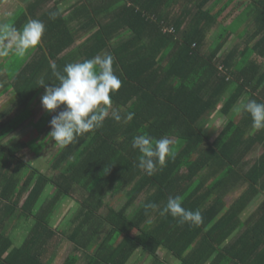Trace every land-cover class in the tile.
Returning a JSON list of instances; mask_svg holds the SVG:
<instances>
[{
    "label": "trees",
    "instance_id": "16d2710c",
    "mask_svg": "<svg viewBox=\"0 0 264 264\" xmlns=\"http://www.w3.org/2000/svg\"><path fill=\"white\" fill-rule=\"evenodd\" d=\"M246 1L228 25L223 21L240 6L239 0H68L66 6L60 0H30L12 13L10 21L16 29L38 19L45 31L30 58L10 75V82L0 84V96L11 90L8 100L14 103L0 105V227L33 220L18 247H11L10 235L0 230V264H48L40 248L55 235L50 220L65 200L74 201L70 214L74 227L66 238L76 248H84L90 239L79 237L87 223L93 233L105 223L110 225L89 264H125L136 247L154 253L159 245L174 252L182 264H199L210 251L198 252L197 247L213 250L243 227L231 247L241 253L244 248L253 252L264 248V198L247 223L239 219L250 201L264 192V129L253 126L249 113L235 111L248 100L264 102V0ZM51 13H57L55 19ZM72 22L78 27L72 28ZM82 32L88 33L84 41L66 52ZM231 35L245 38L237 42L233 38L227 45ZM104 47L114 57L113 69L122 81L111 94L109 116L101 128L61 146L48 135L55 112L44 110L34 119L29 108L45 91L38 81L58 84L51 63L62 70L68 63L93 58ZM15 110L25 111L11 120ZM113 110L122 117L128 112L135 116L117 122L111 118ZM214 110L226 116V122L210 141L200 120ZM23 124L33 128L32 137L5 144L6 135ZM143 133L155 139L176 134L181 141L172 145L174 157L162 168L157 165L151 175L136 167L140 153L131 146L133 137ZM49 141L56 150L46 158L47 168L23 160V149L39 154ZM257 145L263 151L256 162L244 175H233L246 183L240 195L226 209L223 204L210 212L211 203V208L201 211L200 199L212 195L197 194L205 178L192 185L200 169L215 162L219 169L238 167ZM109 190L124 192L122 208L104 203ZM173 196L180 197L184 208L200 210L203 222L181 224L170 214L160 215ZM136 199L139 205L126 214ZM150 203L157 208H147ZM153 212L158 219L151 228L148 219ZM115 231L123 235L118 243ZM192 244L196 249L183 255ZM240 252L231 254L236 264L249 259L247 255L242 259ZM262 259L253 263L261 264ZM77 261L69 255L62 264Z\"/></svg>",
    "mask_w": 264,
    "mask_h": 264
},
{
    "label": "clouds",
    "instance_id": "9594fccd",
    "mask_svg": "<svg viewBox=\"0 0 264 264\" xmlns=\"http://www.w3.org/2000/svg\"><path fill=\"white\" fill-rule=\"evenodd\" d=\"M57 13H51L50 18L55 19ZM45 25L38 19H30L22 28L10 23L0 24V42L8 41L0 47V55H8L13 49L23 56L30 48L36 47L43 36ZM114 57L111 54L97 55L90 59L66 64L58 70L55 63H51L53 75L58 84H46L44 79L38 83L45 91L41 96V105L52 115L50 135L55 143L66 146L74 142L77 137L93 132L103 126L109 116L112 106L111 94L121 88L122 81L113 69ZM57 109H60L57 111ZM236 112H247L251 115L253 126L264 129V102L248 100L235 108ZM134 112H128L123 117L118 111L111 112V118L117 122L131 121ZM173 141L167 136L158 139L147 133L133 137L131 146L140 153L136 167L151 175L165 166L170 157H174ZM147 208L156 209V204H147ZM170 214L178 218L179 223H189L199 226L203 222L200 210H190L182 206L179 196L169 197L160 215Z\"/></svg>",
    "mask_w": 264,
    "mask_h": 264
},
{
    "label": "crops",
    "instance_id": "0c3cea01",
    "mask_svg": "<svg viewBox=\"0 0 264 264\" xmlns=\"http://www.w3.org/2000/svg\"><path fill=\"white\" fill-rule=\"evenodd\" d=\"M4 1L6 2L8 0H4ZM14 1L17 3V6L19 7V6H24L26 4V2H28L30 0H14ZM242 1H245V2H242ZM60 2H62L64 6H66L67 3H69L68 0H60ZM246 2H247L246 0H239L238 5H240V6L233 8L230 17H228V19H226L224 22L228 21V23H229L231 21V19L233 18V16L241 11V9L243 8V6ZM2 12H3L2 14L8 15V13H13V10H10L7 12L6 9H4V11H2ZM78 25H79L78 23L72 22L71 27L77 28ZM87 35H88L87 32H82V33L78 34V36L76 37L74 42L65 51L68 52L70 50H74V48L79 46L84 41V39L87 37ZM209 38H211V37H209ZM233 38H234V35H231L230 39L228 40V42L226 44L229 45L230 43H232L231 41ZM235 40H236V38H235ZM3 42H1V43H3ZM7 43H8V41H7ZM36 47L30 48L23 56H20L21 59H19V63L15 64V62H14V65H13V63H12L13 61H12L11 62L12 66L10 67L9 71H7L5 69V67L2 65V63L4 64V61L6 59H10V57H12V60H13V58L15 57V53H16L14 50V46H13V49L9 51L8 55H6V56L0 55V59H1L0 64L2 65V66L0 65L1 66L0 67V84L4 85V83L10 82V78H9L10 75L13 72H16L18 70V68H20L19 66L22 65L24 62H26L30 58V56L32 55V53L34 52ZM106 54H107V49L104 47L97 55L103 56ZM97 55H95V56H97ZM43 93L44 92H42L39 97H41ZM11 94H12L11 90H6L0 96V99L3 98L2 101L0 100V102H1L0 105L4 104V102H6V100L9 99L11 97ZM39 101L36 100V102H39ZM30 106H32V104ZM30 106H29V108H30ZM39 106H42L41 102L39 103ZM25 110L13 111V114L11 115V120H15L16 118L20 117L24 113ZM44 110L45 109L42 107L40 114L38 116L34 117V119H38ZM33 116H34V113H33ZM225 122H226V116H222V114L218 110H214L213 112L207 113L200 120V124L204 128L203 131L206 132L210 141L214 140L216 135L223 128V125ZM24 125L25 124H23L21 126L24 127ZM167 137L173 141L172 145L176 146V145L181 143L179 137L176 134L175 135L168 134ZM262 151H263L262 146L257 145L254 149H251L242 157V159L240 160V163H239L240 166H238V167H232V168L224 167V169H219L218 166L215 165V163H217V162H215V163H212V165H210V166H205L204 168L200 169V171L197 174L196 179H194L195 181L192 182V185L195 186L199 181H201L202 179L205 178V182L200 188H198L197 194L201 195L204 192L205 196H207L209 194L212 195L210 198L200 199V202L198 203L200 210L204 211L205 209L211 208L210 207L211 203H212L213 207L210 210V212L213 210L220 209V207L223 204H224V209H226L230 204H232L234 199H236L240 195L241 191L246 187V183H243L242 181L239 180V178L234 177L233 175L235 173H238L241 176L244 175L247 172V170L253 165V163L256 162L257 158L262 153ZM181 171L185 172L186 169H182ZM212 171H214V172L216 171V172L212 173ZM207 175H210V177H208L206 179ZM216 183H219L220 186H217ZM222 183L224 184L223 186H221ZM185 184L186 183H184V185ZM111 191L112 190H109L105 194V202L104 203L113 207L114 209L122 208L125 201H126V197L124 195V192H117L116 194H111ZM202 196H203V194H202ZM109 198H111V201H109ZM263 198H264V192L261 191L250 201V203L247 205L245 210L239 214V219L241 221L247 223L248 217L256 210V208L261 203ZM113 199L116 200V205L112 204ZM66 201H68V200H65L64 202H66ZM69 201L72 204L71 210H66V213L62 214V215H64L63 220L60 219L61 217L59 219H57V223H54L55 224L54 227H56L55 229H57L55 235L52 236L51 239H49L47 245H45V248H40V250H42V257L41 258H42V260L47 261L48 264H62V262L65 260V258L69 255H72V256L74 255L77 257L78 261L76 262V264H89V261L91 262V260L94 258V256L97 253L96 252L97 244L99 243V241H101L105 238V235L110 230V225L108 223H105V225H103L101 227L102 230L99 229L98 231H96V233H93L92 230L94 228L93 227L91 228L90 224L87 223L85 225V227L83 228V230L80 231L81 234L82 233L83 234L82 235L80 234L79 237L84 236L85 238H90V239H88V241H86V246L84 248H76V245L69 242L68 239L66 238V234L69 233L71 226L74 227V222H73L74 218L73 217L71 218V215H70L72 212V209H73L72 207L74 206V201H72V200H69ZM194 202H195V200H194ZM139 203H140V200L136 199L132 204H130L126 208V214H129V212L131 210L133 211L137 207V205H139ZM60 206H59V208H60ZM192 206H194V205L192 204ZM59 208L57 211V218L60 215ZM157 219H158V215L155 212H153V214H151V216L148 219V223L150 222L151 228H153V225L155 224V221L157 222ZM28 222H29V220L22 222V224H20V225L19 224L15 225V224H13V221H12V222H7V224L0 227L1 231L3 230L7 234L10 235V238L12 240L11 247H18L23 243L24 239L27 237L28 232H29V230L26 229ZM209 227H210V225H208L205 228V230H207ZM171 228H172V226H171ZM243 229H244V227L243 228H236L233 231V233H231V235L228 238H226L225 241H223V243H221L219 246H217L213 250H204V249L198 248L196 246L197 247L196 251H198V252L210 251L209 256L206 259L204 258L203 260H201L199 264H236V261L234 259H232L231 254L239 253L240 251L237 249V247H235V246L231 247V245L234 243L233 242L234 238L238 237L241 234V230H243ZM136 232L137 231H134L133 233L135 234ZM58 236H60L59 239L57 238ZM115 238H116L115 243H118L123 238V235L121 233L115 231ZM64 241H68L70 243L69 246L71 248L67 252L63 253L64 258L60 259L59 255H60L61 251H63L62 250L63 246H61V244H65L66 248H68L67 243H65ZM95 241H96V244H94ZM194 247H195V245H193V244L190 245L184 251L183 255H187V253L191 252ZM196 247H195V249H196ZM263 251H264L263 247L258 248L255 252H253L252 248H244V251H242L243 254L240 252V254H242L241 255L242 259H245V258H243V255H247L248 257L247 256L246 257L249 259L247 260V262L246 261L243 262V264H254L253 261L260 260V259L264 258ZM8 252H9V250L6 253H8ZM6 253H5V255H6ZM205 254H206V252H205ZM258 254H261V255H258ZM131 256L132 257L134 256V258L132 259L131 262H129V260L132 258ZM131 256L129 257L128 261L125 264H182L181 258H179L177 255H175L174 252L168 250L167 248H165L162 245H159L154 253L148 252L143 247H140V246L136 247L135 250L133 251V253L131 254ZM149 256L151 257L150 261L148 258ZM254 256H258V257L255 258ZM262 261L263 262L261 264H264L263 259H262ZM98 264H102V261H100Z\"/></svg>",
    "mask_w": 264,
    "mask_h": 264
},
{
    "label": "rangeland",
    "instance_id": "374dc122",
    "mask_svg": "<svg viewBox=\"0 0 264 264\" xmlns=\"http://www.w3.org/2000/svg\"><path fill=\"white\" fill-rule=\"evenodd\" d=\"M242 2H245V1H242ZM18 8L19 7L17 6V3L14 0H12V1L11 0H8L6 2L4 0H0V24H4V23H10L11 24L10 19H12V17H11L12 13H8V15L7 14H2L3 13L2 11H4V9H6L7 12L10 11V10H13V12L14 11L15 12H19L17 10ZM224 21H223V24L224 25H228L229 24L228 21L227 22H224ZM244 38H245V36H243V38L241 36L240 38L237 37L236 39L239 41L240 39L244 40ZM234 41H236V40H234ZM6 43H7V41H4L3 43L0 42V47H3L4 45H6ZM20 56L21 55L15 53V57L13 58V60H12V57H10V59H6L4 61V64L2 63V65L5 67V69L7 71H9L10 70V67L12 66V63L14 65V60L17 59V58H20ZM240 60H241V58H239V61ZM2 99H0V100L2 101ZM12 100L13 99H11V101L6 100V102L12 106L14 104ZM36 100H37V98L33 100L32 106H30V108L34 112V117L38 116L40 114V112H41V109H42V106H39V103L41 102V100L39 102H36ZM0 104H1V102H0ZM32 129L33 128L31 126H24V127L23 126H20V127L18 126V128L14 129L12 132H10L9 134H7L6 137L3 139V141H4L5 144H7L8 143V140H10V142H12V141H15L17 138H20V137L29 139V138L32 137V135H31ZM27 131H29V133L30 132L31 133L30 134L25 133ZM55 150H56V144H53L52 141H49L48 143H46L44 149H42V151L39 154H34L32 152L33 150L31 148H25V149H23L20 154H21L23 160L29 161L30 164L32 163V164L38 166L39 168L45 169V168H47V163L45 161L46 158H48L53 152H55ZM50 193H51V191L48 194H50ZM109 201H111V198H109ZM112 204L116 205V200L113 199L112 200ZM71 206H72V204L70 203V201H66V202H64V203L61 204L60 208L58 207L59 208V211H60V215L58 214L59 216L57 218V211H58V209H57L56 212H55V215H53L52 216V219L50 220L51 227L56 228V227H54V225H55L54 223H57V219H59L60 217H61L60 219L63 220L64 215H62V214H65L66 213V210H71ZM32 225H33V220L30 219L29 222H28V224H27V226H26V229L30 230V228L32 227ZM57 238L59 239L60 236H58ZM64 242L67 243L68 248H66V245L65 244H61V246H63V249H62L63 251H61V253L59 255L60 256V259L61 258H64L63 257V253L67 252L71 248L69 246L70 243L68 241H64ZM133 258H134V256L129 260V262H131ZM148 258H149V261H150L151 260V257L149 256Z\"/></svg>",
    "mask_w": 264,
    "mask_h": 264
}]
</instances>
